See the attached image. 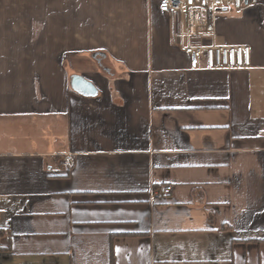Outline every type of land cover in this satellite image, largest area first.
<instances>
[{
  "label": "crops",
  "instance_id": "obj_1",
  "mask_svg": "<svg viewBox=\"0 0 264 264\" xmlns=\"http://www.w3.org/2000/svg\"><path fill=\"white\" fill-rule=\"evenodd\" d=\"M160 1L0 0V264H264V0L201 41L230 71Z\"/></svg>",
  "mask_w": 264,
  "mask_h": 264
},
{
  "label": "built area",
  "instance_id": "obj_2",
  "mask_svg": "<svg viewBox=\"0 0 264 264\" xmlns=\"http://www.w3.org/2000/svg\"><path fill=\"white\" fill-rule=\"evenodd\" d=\"M231 7L241 11L244 0H161L159 11L177 14L181 18L182 32L179 36L186 39L183 53L189 61V68L199 70H237L251 67V48L247 45L217 46L201 44L202 40L214 35L215 13L218 9ZM72 155L64 157L62 166L68 170L72 164ZM171 193L170 186H163L155 193L166 196Z\"/></svg>",
  "mask_w": 264,
  "mask_h": 264
},
{
  "label": "water",
  "instance_id": "obj_3",
  "mask_svg": "<svg viewBox=\"0 0 264 264\" xmlns=\"http://www.w3.org/2000/svg\"><path fill=\"white\" fill-rule=\"evenodd\" d=\"M70 88L73 92L87 98H94L97 91L94 86L83 77L75 75L71 78Z\"/></svg>",
  "mask_w": 264,
  "mask_h": 264
}]
</instances>
